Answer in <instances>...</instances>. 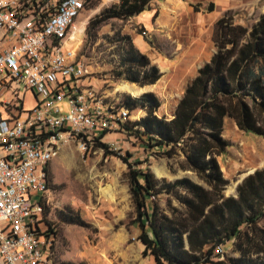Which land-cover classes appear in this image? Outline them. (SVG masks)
<instances>
[{
    "label": "rangeland",
    "instance_id": "1",
    "mask_svg": "<svg viewBox=\"0 0 264 264\" xmlns=\"http://www.w3.org/2000/svg\"><path fill=\"white\" fill-rule=\"evenodd\" d=\"M118 2L92 0L76 18L65 47L85 64V84L120 105L126 97L140 98L152 92L160 101L156 114L166 119L173 114L186 85L214 53L216 21L227 14L236 24L250 29L264 13V0H154L146 10L151 14V25L139 19L142 12L128 19L111 18L96 33H88L90 20ZM210 4L212 11L208 10ZM125 36L158 67L161 78L154 85L139 87L115 76L126 47ZM61 107L67 112L64 103ZM145 114L138 107L129 110L124 126L130 127ZM222 136L228 147L217 160L228 181L224 195L235 196L244 177L264 168V138L240 131L232 118L224 120ZM102 143L108 152L96 147L84 150L76 140L65 141L50 163L51 204L44 219L57 232L51 264H154L153 257L144 254L140 230L133 224L136 211L128 168L119 156L127 157L128 162L140 161L138 168H148L159 179L187 177L201 182L193 173L179 169L180 154L168 158L157 153V148L146 150L124 127L106 134ZM165 202L166 197H161L160 206L165 207ZM75 215L86 225L66 222L65 218ZM232 248L229 243L225 252L236 257Z\"/></svg>",
    "mask_w": 264,
    "mask_h": 264
},
{
    "label": "trees",
    "instance_id": "2",
    "mask_svg": "<svg viewBox=\"0 0 264 264\" xmlns=\"http://www.w3.org/2000/svg\"><path fill=\"white\" fill-rule=\"evenodd\" d=\"M152 1L119 0L90 20L87 32L96 33L111 18L138 16ZM212 8L210 4L208 10ZM123 39L126 47L115 76L139 87L154 85L161 78L158 67L128 36ZM212 41L214 53L186 85L171 119L156 114L160 101L152 92L126 97L123 105L146 113L123 126L144 149L157 148L168 158L180 154L179 169L201 182L159 179L148 168H138L140 161L118 155L128 168L133 224L154 264H264V168L244 177L236 196H225L228 181L217 160L228 147L222 136L226 118L240 131L264 138V13L250 29L223 15L214 25ZM95 147L108 152L102 142ZM163 196L165 207L159 204ZM65 220L86 225L79 215ZM229 243L236 257L226 254Z\"/></svg>",
    "mask_w": 264,
    "mask_h": 264
},
{
    "label": "built area",
    "instance_id": "3",
    "mask_svg": "<svg viewBox=\"0 0 264 264\" xmlns=\"http://www.w3.org/2000/svg\"><path fill=\"white\" fill-rule=\"evenodd\" d=\"M91 1L0 0V264L52 263L51 161L65 141L94 148L129 118L84 83L85 64L65 47Z\"/></svg>",
    "mask_w": 264,
    "mask_h": 264
},
{
    "label": "crops",
    "instance_id": "4",
    "mask_svg": "<svg viewBox=\"0 0 264 264\" xmlns=\"http://www.w3.org/2000/svg\"><path fill=\"white\" fill-rule=\"evenodd\" d=\"M140 17L141 18H139V19H142L143 21H145V23L146 24H150L151 25V23H152V21L150 20L151 19V14H150V12H148V11H145V12H143L141 15H140ZM27 101H28V104H32V99L30 98V97H28V99H27ZM172 118V115L170 116V119ZM187 172H189V171H187ZM196 177V176H195ZM197 178V177H196ZM192 180V179H191ZM198 180V179H197ZM193 181V180H192ZM201 184V183H200Z\"/></svg>",
    "mask_w": 264,
    "mask_h": 264
},
{
    "label": "bare ground",
    "instance_id": "5",
    "mask_svg": "<svg viewBox=\"0 0 264 264\" xmlns=\"http://www.w3.org/2000/svg\"><path fill=\"white\" fill-rule=\"evenodd\" d=\"M124 88H127L128 91L132 92V93H137V91L131 87H127L125 86Z\"/></svg>",
    "mask_w": 264,
    "mask_h": 264
},
{
    "label": "water",
    "instance_id": "6",
    "mask_svg": "<svg viewBox=\"0 0 264 264\" xmlns=\"http://www.w3.org/2000/svg\"><path fill=\"white\" fill-rule=\"evenodd\" d=\"M235 196H236V193H235Z\"/></svg>",
    "mask_w": 264,
    "mask_h": 264
}]
</instances>
